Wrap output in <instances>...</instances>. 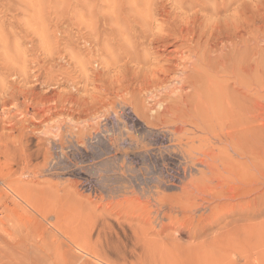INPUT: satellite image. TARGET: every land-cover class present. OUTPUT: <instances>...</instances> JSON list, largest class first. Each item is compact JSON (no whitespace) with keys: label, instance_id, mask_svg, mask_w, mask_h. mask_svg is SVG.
<instances>
[{"label":"rangeland","instance_id":"1","mask_svg":"<svg viewBox=\"0 0 264 264\" xmlns=\"http://www.w3.org/2000/svg\"><path fill=\"white\" fill-rule=\"evenodd\" d=\"M154 1L0 0V264H264V51L254 145L227 155L216 120L139 90V16L193 12ZM225 2L264 24V0Z\"/></svg>","mask_w":264,"mask_h":264},{"label":"bare ground","instance_id":"2","mask_svg":"<svg viewBox=\"0 0 264 264\" xmlns=\"http://www.w3.org/2000/svg\"><path fill=\"white\" fill-rule=\"evenodd\" d=\"M225 1L226 0H221L220 2L217 0H188V2L184 3L183 0H177L175 4H177L179 8L187 6V9H190L187 10V12L193 11L192 15L190 14V18L186 14L185 18H189L187 21H184L183 18L182 21H178L177 19L179 16L182 17L181 15L175 14L174 16L172 15L173 17L170 15V17H168L167 14L163 15V9L162 11H159V9H156L154 3V10H151V8L149 9L148 7L150 11H147V13L144 14L145 16H139L140 13L137 11L138 14H136L141 17L139 20L141 19L140 21L144 24L140 27V34L138 33L139 31L137 32L140 37L139 41H143L139 44L142 43L141 47L144 45L146 47V50L144 49L145 47H143L146 53L141 60L149 62L152 58L153 61L151 60V64H154L155 69L153 71L152 82L142 85L139 90L142 95L147 96L148 102L153 101V105L151 103V106L157 107L162 111V114H159V116L168 113L173 105L176 106L179 104L187 106L188 104L192 106V109L198 113L197 115H199V117L205 122L209 121L210 123V120H216V123L221 127V130L226 129L225 132H220L219 136L216 134L219 142L221 141L220 143L223 144L220 148V145H218V150L226 152L227 155L231 152L233 155L238 156L249 153L252 150L255 141L256 116L254 106L258 91L256 77L259 73L258 54L260 50L264 51V24L261 23L262 25H258L259 23H256L255 19H257V17H254L255 5H252L254 8L253 10L247 12L248 15L246 18L243 15V19H246L244 21V26L241 25V21H239L241 24L234 23L236 17L232 24L229 22L227 23L225 20L219 21L214 19L213 16L216 17L226 9L227 4ZM237 1L238 0H236V2ZM239 1H241L242 7L245 6L242 4L243 0ZM143 3H145V1ZM143 3H141L142 6ZM145 4L146 5L144 6L147 9V2ZM237 5L238 2L236 6ZM246 7L247 9L250 8L247 4ZM236 8L237 7H235V9ZM135 10H133L134 14L136 12ZM239 10H237V12ZM245 11L241 13L247 14ZM167 13L170 14V12ZM154 14L157 15L158 18L162 16L163 19H159L164 21L162 23H164V25L166 24V28L162 26L163 29L161 28L160 30L158 28L160 31L153 32V29L149 24L151 22L150 18L154 16ZM207 14H210V17H208ZM143 17L145 20H142ZM239 18L241 19V17ZM115 21L117 22L116 17ZM129 41L130 40L127 42L130 43ZM260 43L263 45L261 46ZM132 50L133 49H131V53ZM134 53L137 54L136 52ZM143 61L141 63H144ZM146 62L144 64H146ZM160 93L166 94L169 97L172 94L174 101V103L171 101V104H173L172 107L171 104L170 106L167 105L166 100L164 102L158 98L160 97L158 95H161ZM154 96L155 99H153ZM161 97H163V95ZM137 102L139 103L138 100ZM168 106L170 108H167ZM93 115L91 116L94 117L95 115ZM99 115L101 114L99 113L96 117ZM200 118L198 120H201ZM213 134H215V132ZM21 186L22 188H19ZM21 186L19 184L15 191L21 190L20 192H22L23 195H26L24 194L25 191H22L23 188V190L27 189L26 185ZM16 187H14V189ZM25 193H27V191ZM84 251H86V249H84ZM97 252L95 251V256H97ZM85 253L88 254V252ZM99 255L100 254H98L97 258L101 256ZM102 258L104 257L101 256L100 260ZM80 264H88V258L81 260Z\"/></svg>","mask_w":264,"mask_h":264},{"label":"built area","instance_id":"3","mask_svg":"<svg viewBox=\"0 0 264 264\" xmlns=\"http://www.w3.org/2000/svg\"><path fill=\"white\" fill-rule=\"evenodd\" d=\"M3 183H2V180L0 179V187H2Z\"/></svg>","mask_w":264,"mask_h":264}]
</instances>
